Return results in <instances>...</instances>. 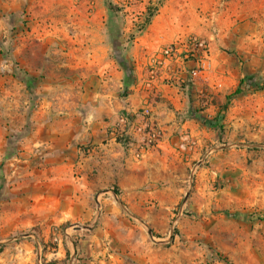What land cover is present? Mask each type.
I'll use <instances>...</instances> for the list:
<instances>
[{"label": "rangeland", "instance_id": "1", "mask_svg": "<svg viewBox=\"0 0 264 264\" xmlns=\"http://www.w3.org/2000/svg\"><path fill=\"white\" fill-rule=\"evenodd\" d=\"M164 1L0 0V264H264V56L240 61L251 75L211 127L214 152L184 172L176 204L151 206L163 213L147 224L123 207V219L103 215L99 195L92 219H65L53 197L66 150L28 140L36 122L68 116L64 93L49 87L80 86L91 55L113 62L124 88L148 10ZM97 21L103 31L90 36L83 28ZM33 48L54 74L36 77L31 109L20 73L32 68Z\"/></svg>", "mask_w": 264, "mask_h": 264}, {"label": "crops", "instance_id": "2", "mask_svg": "<svg viewBox=\"0 0 264 264\" xmlns=\"http://www.w3.org/2000/svg\"><path fill=\"white\" fill-rule=\"evenodd\" d=\"M176 19L178 25L174 23ZM103 28L104 24L97 21L83 29L94 36L100 35ZM186 36H197L208 43L212 97L199 106L198 86L159 84V96L154 101L144 82L153 50L158 47L156 39H166V44ZM91 46L87 48L95 52ZM262 46L264 0H165L136 44V84L125 94L120 71L103 55H91L82 63L86 68L82 70L80 86L72 83L61 90L49 87L56 94L64 93L66 107L71 111L67 117L47 125L36 122L28 140L34 146L48 143L42 137H49L56 150H66L64 162L55 167L53 199L66 206L60 215L67 220L92 219L94 197L99 195L103 215L123 219V207L127 216L147 224L163 213L160 208L153 210L152 205L176 204L182 182L185 188L189 184L184 172L191 171L199 157L210 156L209 150L214 152L212 128L204 125L201 118L211 121L220 114L226 97L240 80L251 75L240 61L264 56ZM72 48L79 50L83 45ZM32 54V68H25L28 74L52 76L53 69H46L43 56H36L35 48ZM70 66L74 68L73 62ZM187 68H181L180 78L187 77ZM149 100L150 121L162 127L163 141L146 151L140 149L139 134H134L128 144L121 143L115 133L125 130L128 120L139 122L141 109ZM79 106L85 109L83 117L74 111ZM200 186L197 180L195 187Z\"/></svg>", "mask_w": 264, "mask_h": 264}, {"label": "built area", "instance_id": "3", "mask_svg": "<svg viewBox=\"0 0 264 264\" xmlns=\"http://www.w3.org/2000/svg\"><path fill=\"white\" fill-rule=\"evenodd\" d=\"M185 67H188L187 77L183 79L178 76V73L181 68ZM210 69L207 41L197 36L181 37L153 50L151 63L147 66V80L144 85L152 91L154 101L159 96L160 91L157 88L159 84L181 86L186 83L193 88L198 86L200 89L197 96L202 105L212 97ZM151 114L152 106L149 100L141 109L140 121L136 123L134 120H128L125 130L117 131L115 138L123 144H128L134 134H139L140 149L146 151L148 148L159 146L164 139V131L156 122L150 121ZM124 119L127 120V118ZM211 152L213 151L209 150L208 153Z\"/></svg>", "mask_w": 264, "mask_h": 264}, {"label": "trees", "instance_id": "4", "mask_svg": "<svg viewBox=\"0 0 264 264\" xmlns=\"http://www.w3.org/2000/svg\"><path fill=\"white\" fill-rule=\"evenodd\" d=\"M154 13L150 12V10H148V14L146 15L145 21L143 22V25L141 26V31H143L151 22V19L153 18ZM20 81L25 85L28 95H29V100L31 102L30 106L31 109H33L34 105H35V82H36V77L29 75L27 72H21L20 73ZM126 80H124V92L123 94H125L127 92V90L134 85L135 83V74H134V67L131 68L129 74H126ZM243 80H241L239 82V86L238 88L233 92V94H230L229 96L226 97V104L223 105V110H225L227 108V105H229L230 100L238 95H240L241 93V86L243 85ZM201 121L203 124L208 125V127H213L215 128L216 125H219V123L222 121L221 118V112L220 114H218L213 120L211 121H205L203 118H201Z\"/></svg>", "mask_w": 264, "mask_h": 264}]
</instances>
